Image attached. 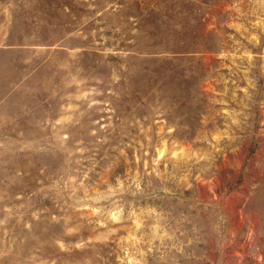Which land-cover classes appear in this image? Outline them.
<instances>
[{
  "label": "rangeland",
  "instance_id": "obj_1",
  "mask_svg": "<svg viewBox=\"0 0 264 264\" xmlns=\"http://www.w3.org/2000/svg\"><path fill=\"white\" fill-rule=\"evenodd\" d=\"M0 264H264V0H0Z\"/></svg>",
  "mask_w": 264,
  "mask_h": 264
}]
</instances>
